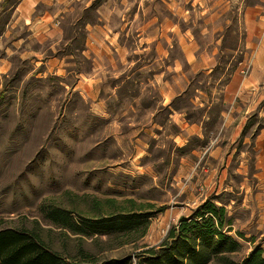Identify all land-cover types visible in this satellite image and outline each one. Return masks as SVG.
Segmentation results:
<instances>
[{"label": "rangeland", "instance_id": "obj_1", "mask_svg": "<svg viewBox=\"0 0 264 264\" xmlns=\"http://www.w3.org/2000/svg\"><path fill=\"white\" fill-rule=\"evenodd\" d=\"M20 2L0 0V58L12 59L9 77L0 79V230H29L69 264H98L128 256L133 257L136 264L135 255L158 249L179 218L192 213L191 206L187 207L182 195L178 197L170 190V185L174 190L177 177H182L198 160L185 161L183 156L189 152L175 149L170 136L175 135L176 127L169 125L163 129L157 141L142 132L141 123L134 122L141 113L130 107L136 100L131 84L118 96L111 119L95 118L87 99L80 92H73L70 86L69 89L64 87L75 82L77 70L83 73L91 70L90 61L80 53L68 59L72 73L65 82L52 75L38 77L37 59L33 55L75 53V49L83 45L84 23L96 21V13L95 10L83 12L85 1L60 3V9L74 12L58 18L59 27L50 34V40L39 44L33 37V26L25 25L23 18L19 20L16 9ZM99 2L118 12L108 18L112 30L129 50V58L139 60L129 67L130 74L138 79L141 72L144 76L150 74L153 62L154 66L158 62L160 72L170 79L174 74L185 73V77L174 78L175 87L184 93L174 99L173 107L193 120L202 116L205 108L204 113L208 111L212 115L206 126L205 140L208 141L220 123V112L227 108L222 103L225 85L243 58L244 49L240 44L244 40V26L241 15L238 16L237 3L232 1L229 6L225 5L230 11L220 16L218 0H175L174 10H169L163 0H145L143 3L152 2L158 8L157 20L161 26L156 23L151 27L146 22L149 15L145 19L137 12L140 0ZM46 10L56 12L57 7L49 2L41 3L34 17ZM205 20L210 22V29L218 26L223 31L208 32L203 26ZM173 24L178 26L174 32L168 30ZM217 39L222 40V47L216 49ZM185 40L199 45L194 48L198 56L191 72L180 47ZM13 42H17L19 48L16 53ZM169 42L174 44L173 49H168ZM157 43L159 58L155 61L157 53L152 46ZM52 44L54 53L50 50ZM209 65L212 73L204 69ZM101 96L106 97L104 91ZM168 112L161 105L157 114L164 119ZM148 117L152 132L151 117ZM252 120L253 132L258 125L262 126V121L257 116ZM244 133L250 136L248 128ZM233 137L235 139L236 135ZM223 138L224 151L231 152L234 145L226 136ZM242 142L235 145L238 151L248 155V162L234 156L229 162L233 191L219 196L231 213L235 230L264 246V193H258L261 182L252 177L254 165L249 155L252 147ZM203 147L201 140L190 139L187 151H200ZM139 149H144L143 159L136 158ZM172 152L175 153L173 162ZM241 165L248 176L244 190L239 189L240 182L245 183L243 176L236 173V167ZM161 208L162 213L152 216L147 227L109 235H96L88 226H82L86 235H73L52 223L47 215L49 210L69 211L77 222L88 224L112 215L156 212ZM240 242L243 249L232 255L237 262L247 256L252 247L249 242Z\"/></svg>", "mask_w": 264, "mask_h": 264}, {"label": "crops", "instance_id": "obj_2", "mask_svg": "<svg viewBox=\"0 0 264 264\" xmlns=\"http://www.w3.org/2000/svg\"><path fill=\"white\" fill-rule=\"evenodd\" d=\"M65 1L67 0H55L52 3V0H21L18 4L16 11L19 20L23 18L25 25L31 24L33 28L37 29L35 31L31 28V31L39 44L50 40V34L57 26L59 27L60 20L58 18L63 19L74 12L66 8L60 9V3ZM81 1H85L84 13L94 12V10L96 13V21L84 23L85 38L82 48L75 49V53L65 56L56 53L45 57L44 53H35L33 57L37 59L35 64L38 69V77L46 78L48 75H52L61 78L65 82L72 73L68 69L71 62L68 59H73L78 55L77 53H80L84 59L90 61L91 70L88 73L77 70L75 72V82L72 85H63L66 89H69L70 86L73 92H80L87 99L89 110L93 116L104 120L113 117L118 96L123 93L128 84H131L134 87L136 100L130 107L134 112L141 113V117L135 118L134 122L141 123L142 132L149 136L152 141H157L163 129H166L169 125L174 126L177 132L175 135H171L170 138L176 144L175 149L189 152L183 156L185 161L188 159L198 160L182 177L175 178L174 190L171 189L170 185V190L178 197L182 195L187 207L191 206L194 210L214 196L233 191L234 187L229 180V162L234 159L235 155L237 160L243 162H248L249 159L248 155L242 150L238 151L235 145L242 140V145L249 144L252 147V151L249 152L254 165L252 177L261 182L259 184L261 190L258 193H264V184L262 183L264 182V0H253L252 3H249L248 0H242L241 2H238L239 0H218L220 16L226 15L230 11L229 7L225 9V5L229 6L232 1L237 3L238 16L241 15L244 26V40L240 44L244 52H242L243 58L237 63L225 85L222 103L227 108L220 112V123L216 126L213 136L208 141L205 140L207 136L206 126L211 121L212 115L208 111L204 113L205 108L202 109L204 116L202 115L193 120L188 118L187 113L178 111L173 107L174 99L184 93V90L179 92L175 87L174 78L176 76L185 77V73L179 72L170 79L160 72L159 63L157 62L154 66L153 62L150 74L144 76L141 72L139 79L135 74H130L128 72L129 67L137 64L139 60L134 61L129 58V50L124 43L118 40V34L112 30L108 18L113 13L117 14L118 12H115L105 3L100 4V0H76V2ZM140 1L142 3H138V14L143 18L145 17V19L149 15L146 22L151 27L156 26V23L161 26L157 20V5L152 2L143 3L145 0ZM163 1L167 3L169 10L175 9L173 6L175 0ZM45 2L56 5L57 11L46 10L43 14L34 17L38 5ZM122 20L124 21V19ZM128 23H125V26ZM203 26L208 32L211 30L214 32L223 31L218 26L210 29V22L206 20L203 21ZM177 29L176 24L168 28L172 32ZM183 32L186 33L187 30ZM151 41L152 43L156 42V40ZM215 42L214 48L222 47L221 39H217ZM141 46L144 47L143 41H141ZM12 47L14 53L19 49L17 48V42H13ZM158 47L159 43L152 46L157 53L155 61L159 58ZM167 47L173 49L174 44L169 42ZM180 47L191 72L192 63L198 56L194 48H198L199 45L191 40H185ZM52 49L53 44L50 46V50L54 53L55 51ZM40 67L42 68L39 69ZM11 68L12 59L10 57L7 60L0 58V79L4 76L8 78ZM204 69L210 73L213 71L210 65L204 67ZM103 91L106 97L101 96ZM161 105L169 110L167 118L164 117L163 119V116L157 114ZM149 115L152 122V132L148 126ZM254 116L262 121V126L258 125L252 132L255 127L252 120ZM159 120H164L166 123L161 124ZM247 128L250 130V136L244 133ZM180 131L181 133H179ZM234 135H236L235 139ZM225 136L226 140L234 145L231 147V152L224 151L226 142L223 137ZM190 139H198L204 142L203 149L200 151L198 149L187 151ZM205 147L206 149H204ZM139 151L142 153H139ZM139 151H137L136 158L143 159L144 149H139ZM174 160L175 153L172 152L171 161ZM236 173L243 176L245 183L240 182L239 189L244 190L248 176L247 172L243 170V165L236 167ZM165 188V190H169L168 185H165ZM229 215L231 216V213ZM237 232L232 222L231 234L235 235ZM244 238L248 240L245 235ZM246 242L252 245L251 251L255 247L262 249L264 247L263 244H258L253 239Z\"/></svg>", "mask_w": 264, "mask_h": 264}, {"label": "trees", "instance_id": "obj_3", "mask_svg": "<svg viewBox=\"0 0 264 264\" xmlns=\"http://www.w3.org/2000/svg\"><path fill=\"white\" fill-rule=\"evenodd\" d=\"M152 207V206H150ZM156 212L147 211L125 216L112 215L91 223L77 222L72 213L49 210L52 223L68 229L73 235H86L82 226H88L96 235L128 233L147 227ZM233 218L220 196H214L195 208L187 217H181L158 249H148L134 256L136 264H264L263 249L255 247L240 262L232 255L243 249L237 232L232 235ZM0 264H69L33 232L26 229L0 230ZM98 264H133V257L104 260Z\"/></svg>", "mask_w": 264, "mask_h": 264}]
</instances>
